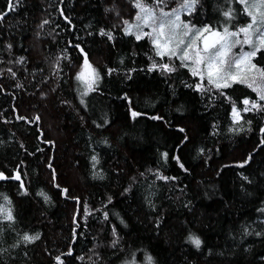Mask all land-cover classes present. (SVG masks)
<instances>
[{
	"label": "trees",
	"instance_id": "16d2710c",
	"mask_svg": "<svg viewBox=\"0 0 264 264\" xmlns=\"http://www.w3.org/2000/svg\"><path fill=\"white\" fill-rule=\"evenodd\" d=\"M222 2L203 0L200 19L214 22L218 18L214 5ZM6 3L0 0V10H7ZM134 15L131 0H20L17 10L0 22V171L9 176L18 171L28 190L23 195L19 181L0 180V193L11 198L16 217L12 225L0 222V249L5 250L0 251V264H57L54 257L66 253L69 245L73 255L61 257L65 264H91L96 245H101L96 251L104 264H119L129 249L146 250L157 264H264V235L254 234L264 233V212L259 211L264 208V145L259 142L264 114L243 113L245 120H252V131L229 132L230 106L185 88L182 81L195 79L187 69L178 67L167 76L147 72L152 46L121 31V17L131 20ZM44 20L48 23L42 24ZM101 27L113 31L114 42L99 35ZM8 43L13 45L11 52ZM76 43L89 53L103 77L98 90L85 97L86 109L79 103L74 79L81 63L73 47ZM21 56L25 60L17 63ZM57 57L62 71L54 69ZM108 67L117 71L108 76ZM128 68L137 69L132 79L125 78ZM125 93L132 108L146 115L130 117ZM229 95L237 100L255 98L244 86H234ZM36 115L39 121L32 120ZM154 115L164 120H152ZM105 117L109 123L103 127L92 123ZM185 134L189 139L181 143ZM104 138L109 145L101 143ZM93 149L99 154L97 170L102 168L104 179L92 175ZM165 151L166 161L161 158ZM249 153V163L237 166ZM173 155H179L187 173ZM48 162L56 170L55 182ZM157 170L178 179L159 180ZM55 183L67 187L69 196L79 197L80 202L61 195ZM40 190L49 202L36 195ZM105 211L108 219L103 217ZM75 212L80 227L73 240ZM158 216L162 222L157 229ZM113 225L122 237L124 251L117 250L118 255L108 246ZM24 232H39L40 239L11 248ZM189 232L201 237L200 249L186 240ZM137 258L143 259L140 253Z\"/></svg>",
	"mask_w": 264,
	"mask_h": 264
},
{
	"label": "snow or ice",
	"instance_id": "6c2138e0",
	"mask_svg": "<svg viewBox=\"0 0 264 264\" xmlns=\"http://www.w3.org/2000/svg\"><path fill=\"white\" fill-rule=\"evenodd\" d=\"M19 5L20 0H7V10H0V22H3L9 12H15ZM131 5L135 9V15L131 20L121 17V31L124 35L132 36L137 42L146 39L152 46L153 55L148 56L150 63L146 71L149 73L156 71L162 76H167L176 73L178 67L187 69L190 77L195 79L192 83L182 81L185 88L191 89L201 97L207 96L210 101L219 98L230 106L231 125L228 128L229 132L238 134L244 131H252L250 127L252 120H245L242 114L249 112L264 114V0H223L222 3L214 5L218 13V18L214 22L200 19L204 10L203 0H173L171 6L169 0H150V2L149 0H131ZM114 10L113 8H105L106 12ZM61 15H63V11H61ZM116 15H120L118 11H116ZM64 19L68 24H72L68 16H64ZM47 23V20L42 22V24ZM89 35H92V33H89ZM99 35L106 37L110 42L115 41V36L111 29L106 30L101 27ZM73 47L79 52L81 59V63L77 65L78 70L74 74V79L78 85L79 103L86 109L85 97L98 90L99 83L103 77L100 70L91 62L89 53L81 44L76 43ZM6 48L11 52L13 45L8 43ZM66 52L67 50H65ZM132 55L135 56L136 53L133 52ZM63 58L69 59L71 63L68 55L63 54ZM60 59L61 57H57L54 64V69L57 71H62L59 67ZM24 60L25 57L21 56L16 62L19 63ZM177 61L179 64L176 63ZM120 63L123 64V58H121ZM140 70L144 71V69ZM7 71L15 77L16 73L11 68H8ZM116 71L117 69L108 67L105 74L111 76ZM136 71V68H128L125 78L132 79V73ZM234 86H244L250 89L255 94V98L244 96L242 99H233L229 95V90H232ZM17 87H20V85L17 84ZM123 99L128 103V112L133 120L146 115L132 108V101L127 93L124 94ZM62 103L67 102L62 101ZM180 110L179 108L177 109V111ZM16 118L18 120L28 119L25 116H17ZM150 118L152 120H164V117L160 115H154ZM32 120L39 121V115L34 116ZM92 123L97 128H100L107 125L109 120L105 117L101 123H97L95 120ZM245 124L249 126L247 129H245ZM212 127L213 134H216L217 125L213 124ZM178 131L185 133L183 127H178ZM259 133L261 134L259 142L264 145V124L259 126ZM188 139L189 137L186 134L183 135L181 143L188 141ZM45 143L53 144L54 141L45 140ZM101 143L109 145V140L104 138ZM38 151L42 150L38 149ZM198 152L202 154L204 149H198ZM168 157L169 153L167 151L161 153V158L165 161ZM171 158L176 161L180 169L185 173L188 172L179 155H173ZM251 159L252 154L249 153L243 160L238 162L237 166L243 167ZM90 161L93 177L104 179L102 168L97 170L101 161L95 149H93V154L90 156ZM22 163L23 161H21ZM229 166L223 165L222 168ZM47 167L51 169V180L55 182L57 176L55 168L51 162L47 163ZM217 174L219 175V172ZM241 176L243 180L251 183L248 176L243 174ZM156 178L166 182L178 179L176 176L163 175L158 170ZM8 179L20 181L19 172L17 171L15 175L9 176L4 171H0V180ZM55 187L60 189L61 195L73 199L77 203L80 202L79 197L69 196L67 187L62 188L58 183H55ZM129 188H125L124 191L128 192ZM19 190H21L23 195H28V190L22 181L19 184ZM36 195L42 197L46 203L50 201V197L43 190L38 191ZM0 198H2V202H0V222L6 221L9 225H12L16 221L13 202L4 193H0ZM111 200L112 197L109 196L108 202L110 203ZM148 204L155 209L156 206L151 200H148ZM259 211L264 212V208L259 209ZM84 213L86 215L88 213L87 205L84 206ZM78 214V212H75L73 215L74 227L71 233L73 240L77 237L76 229L80 227L76 220ZM108 216L109 213L107 211L103 212L104 219H108ZM161 222L162 217L158 216L155 221L157 229ZM120 223L124 227H128L122 218ZM244 231L247 233L248 229L245 228ZM254 234L256 236L264 235L262 232H255ZM111 235L112 239L109 241L108 246L114 250L113 255H118V251L123 252L124 249L121 244L122 237L119 235L115 225L111 228ZM39 239V232L32 234L24 232L18 235V239L13 242L11 248L26 246ZM186 240L196 249H200L203 244L201 237L193 232L188 233ZM98 247H101V245L94 246L92 250L96 259L93 260L92 257H89L91 264H104L103 256H101L99 251H96ZM0 251L5 250L0 249ZM138 253L142 255L143 259L137 258ZM72 255L73 248L69 245L66 253H61L55 256L54 259L57 264H65V260L61 257ZM75 259L83 260L84 257L77 256ZM119 264H157V262L146 250L129 249L124 257L120 259Z\"/></svg>",
	"mask_w": 264,
	"mask_h": 264
},
{
	"label": "water",
	"instance_id": "95a60500",
	"mask_svg": "<svg viewBox=\"0 0 264 264\" xmlns=\"http://www.w3.org/2000/svg\"><path fill=\"white\" fill-rule=\"evenodd\" d=\"M19 174H20V173H19ZM16 181H17V180H16ZM21 181L23 182V180H22V178H21V175H20V181H19V182H21Z\"/></svg>",
	"mask_w": 264,
	"mask_h": 264
}]
</instances>
